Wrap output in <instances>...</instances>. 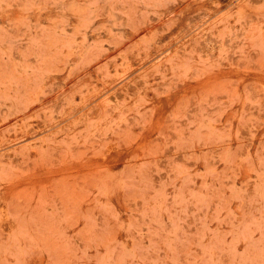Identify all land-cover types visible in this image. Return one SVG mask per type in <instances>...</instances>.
Here are the masks:
<instances>
[{
	"label": "rangeland",
	"instance_id": "374dc122",
	"mask_svg": "<svg viewBox=\"0 0 264 264\" xmlns=\"http://www.w3.org/2000/svg\"><path fill=\"white\" fill-rule=\"evenodd\" d=\"M0 264H264V0H0Z\"/></svg>",
	"mask_w": 264,
	"mask_h": 264
}]
</instances>
